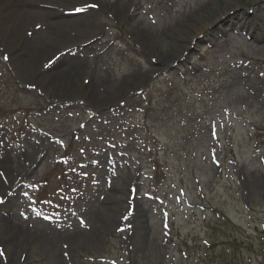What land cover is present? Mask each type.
Here are the masks:
<instances>
[{"label":"rangeland","instance_id":"obj_1","mask_svg":"<svg viewBox=\"0 0 264 264\" xmlns=\"http://www.w3.org/2000/svg\"><path fill=\"white\" fill-rule=\"evenodd\" d=\"M33 2L0 30V264H264V0Z\"/></svg>","mask_w":264,"mask_h":264},{"label":"bare ground","instance_id":"obj_2","mask_svg":"<svg viewBox=\"0 0 264 264\" xmlns=\"http://www.w3.org/2000/svg\"><path fill=\"white\" fill-rule=\"evenodd\" d=\"M14 7L17 9V13H16V20L15 18L11 15V17L9 19L4 18L3 20L1 19L0 21V30H1V35L2 36H6L7 35V31L4 28V24L6 26L10 27H14L16 29V27H18V25L22 26L24 21L27 19H29V24L32 22L31 18H33V16H40L41 12L40 10H37L35 8V3L33 2V0H14ZM0 9L2 10V8L0 7ZM203 19H200V22H202ZM232 25V23L230 24ZM30 28V27H28ZM8 30V29H7ZM28 32H31V30L29 29ZM28 32H26V35H22L19 37L20 40H22L23 42V50H24V55L22 57H15V59L13 60V65L15 66L18 65L19 68V64H21L22 60L24 59L25 53L29 50V49H33V48H42L44 47L41 43H39L38 41L35 40H30L32 37H29V35H31V33L29 34ZM38 45V46H37ZM1 229V228H0Z\"/></svg>","mask_w":264,"mask_h":264}]
</instances>
